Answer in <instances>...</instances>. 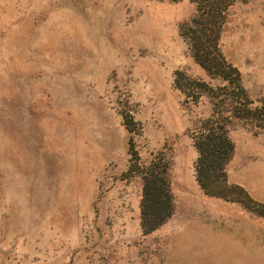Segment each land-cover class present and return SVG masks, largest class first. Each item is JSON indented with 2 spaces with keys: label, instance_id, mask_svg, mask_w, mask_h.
I'll return each instance as SVG.
<instances>
[{
  "label": "rangeland",
  "instance_id": "1",
  "mask_svg": "<svg viewBox=\"0 0 264 264\" xmlns=\"http://www.w3.org/2000/svg\"><path fill=\"white\" fill-rule=\"evenodd\" d=\"M195 15L0 0V264H264V127L231 131L227 198L196 180L194 137L230 90L181 35ZM219 48L264 119V0L234 6ZM161 158L174 212L146 233L142 176Z\"/></svg>",
  "mask_w": 264,
  "mask_h": 264
},
{
  "label": "trees",
  "instance_id": "2",
  "mask_svg": "<svg viewBox=\"0 0 264 264\" xmlns=\"http://www.w3.org/2000/svg\"><path fill=\"white\" fill-rule=\"evenodd\" d=\"M190 1L195 5L196 15L181 28V35L194 59L209 75L228 83L230 90L226 116L217 118L216 112V117L203 123L194 137L196 180L207 194L227 198L226 166L235 152L231 131L247 124L264 127V119L249 109L252 101L242 87L239 70L224 58L219 48L225 23L234 6L243 0ZM162 161L161 158L150 163L142 176L141 225L146 233L162 226L174 212L168 166Z\"/></svg>",
  "mask_w": 264,
  "mask_h": 264
}]
</instances>
